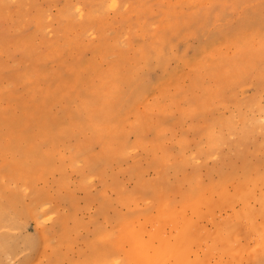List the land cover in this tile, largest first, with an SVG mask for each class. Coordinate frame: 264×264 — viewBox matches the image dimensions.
Returning <instances> with one entry per match:
<instances>
[{"label": "rangeland", "instance_id": "obj_1", "mask_svg": "<svg viewBox=\"0 0 264 264\" xmlns=\"http://www.w3.org/2000/svg\"><path fill=\"white\" fill-rule=\"evenodd\" d=\"M0 264H264V0H0Z\"/></svg>", "mask_w": 264, "mask_h": 264}, {"label": "bare ground", "instance_id": "obj_2", "mask_svg": "<svg viewBox=\"0 0 264 264\" xmlns=\"http://www.w3.org/2000/svg\"><path fill=\"white\" fill-rule=\"evenodd\" d=\"M102 1V0H101ZM255 214H256V212L254 211V210H247V215H248V217L251 219V220H254V216H255ZM193 224L192 223H188V222H186V226H187V228L182 232V235H187L188 234V231H189V227L190 226H192ZM130 232V234L129 235H131V238H133V240L135 239V241H137L138 239H139V236H138V234L137 233H135V232H132V231H129ZM234 235H236V232H235V230H234ZM223 233H221L220 234V239H222V240H226V237L228 238V235H225V236H223ZM2 245L4 246L3 247V249H8V248H10L12 245H13V242H12V240H11V237H9V236H5V237H3V243H2ZM163 252H165V251H167L168 249H169V247L167 246V244H165L164 246H163ZM162 249H161V251H159L160 252V256H162L163 255V252H162ZM159 255V254H158ZM145 260L147 259L146 257L144 258ZM150 261V260H149ZM150 263V262H149ZM151 263H152V261H151Z\"/></svg>", "mask_w": 264, "mask_h": 264}]
</instances>
